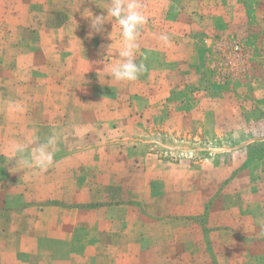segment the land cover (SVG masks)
<instances>
[{
  "label": "crops",
  "instance_id": "obj_1",
  "mask_svg": "<svg viewBox=\"0 0 264 264\" xmlns=\"http://www.w3.org/2000/svg\"><path fill=\"white\" fill-rule=\"evenodd\" d=\"M164 1L168 2L165 8ZM108 2L62 0L59 6L56 0H0V264H77L76 259L85 264H144L145 252L164 248L161 244L173 252L164 253L160 264H185L177 247L182 241L179 231L151 226L135 231L136 225L141 220L199 216L204 217L202 231L197 230L205 249L201 264H264L259 260L264 239H256L264 232V197L258 203V197H245L235 185L248 169L223 180L211 194L205 183L209 190L195 197L190 185L201 184L197 174L209 164L203 161L191 167L184 162H164L185 171L189 185L183 189L177 182L168 186L176 205L183 204L185 210L176 206L175 212H159L155 203H167L170 197L166 186L158 191L155 185L165 183L171 175L146 179L151 187L138 188L136 183L146 181L143 177L152 172L148 171L151 167L124 153L123 143L140 137L147 127L175 131L171 122L177 118L174 111L178 104H187L194 96L192 91L206 97L207 90L198 84L199 65L202 68L206 63L195 58L200 37L194 30L201 32L205 50L211 43L215 45L211 27L217 24L216 16L207 17L203 11L218 9V0L210 5L207 0H140L146 23L137 35L136 61L148 62L153 76L137 80L138 89L129 94L122 93L127 81L109 77L110 68L121 59L119 24L108 16L103 32L90 27L88 17L107 16ZM159 11L168 15L158 19L155 14ZM50 14L57 19L47 21ZM174 23H181L180 28L175 29ZM71 27L75 33L65 37L61 31ZM151 27L156 33L147 32ZM162 34L168 35L167 43L159 39ZM80 42H92L82 58L64 46ZM23 43H27L24 54ZM146 43L158 46L159 51H149ZM35 55L51 59L45 62L42 82L31 79L35 71L29 60ZM71 55L76 61L84 60L81 74L99 79L93 84L95 97L77 102L65 87L66 79L75 73L65 59ZM176 72L183 75L181 85L173 80ZM86 86L87 82L76 85ZM175 89L187 92L184 101H176ZM102 93L112 95V100L107 101ZM91 106L96 107L92 116L87 114ZM51 135L57 139L51 149L53 163L47 169L26 167L22 162L16 166L15 145L32 151ZM149 155L147 159L153 162L165 161L157 152ZM16 167L20 168L15 171ZM242 234L252 240L247 242L249 238ZM148 237L151 244L146 243ZM227 238L234 259L219 256L220 245ZM50 244L53 247L48 249ZM119 250L123 252L115 254ZM22 254L31 256V262H19Z\"/></svg>",
  "mask_w": 264,
  "mask_h": 264
},
{
  "label": "rangeland",
  "instance_id": "obj_2",
  "mask_svg": "<svg viewBox=\"0 0 264 264\" xmlns=\"http://www.w3.org/2000/svg\"><path fill=\"white\" fill-rule=\"evenodd\" d=\"M56 1L57 5L61 6L62 0ZM99 1L103 4L105 3V0ZM207 2L210 5L215 3V0H207ZM218 2V9L214 7V10L206 9V11H203L207 17L209 14L212 17L216 16L217 24L211 27L214 30L215 45L211 43L210 48L205 50L203 42L200 41L201 32L194 30L197 37H200L197 38L199 49L195 58H197L199 63L201 61L206 63V66L204 65L205 68H201V65H199L200 70L198 69L201 79L198 82L199 88L202 87L207 90L206 97L197 96V93L192 91L194 92L193 100L190 97L187 100V104L181 106L178 104V110L174 111L177 118L174 121L171 120L172 124L176 126L175 131L172 133L147 127L145 133L140 137L123 143V146L126 147L124 151L126 156L136 157V161H147L151 167L148 171L152 170V172H147V176H144L143 179L162 178L164 175L161 174L171 175L168 176L165 183L157 182L155 185V189L158 191L163 190L166 186V195L170 197L167 203H155L154 208L159 212H175L177 207L178 210H185L183 204L176 205V200L168 191V186L176 185L177 182L179 188L183 189L189 185L186 183L187 175L185 171L181 169L174 170L175 168L169 166V163H164L167 161L189 163L191 167L192 165L199 166L203 161L209 164L197 174L201 184L190 185L193 187V189L191 187L190 192H193L192 194L195 197L200 196L209 189L211 194L223 180L234 176L243 169L248 170L246 175L243 174L242 178L235 182L236 188L240 187L245 197H258V203L260 198L264 197V0H218ZM67 3H69V0H67ZM167 3V1H164L162 7L165 8ZM151 10L153 9L151 8ZM155 15L160 19L163 15H168V13L165 14L159 11ZM55 19L57 18L53 14L46 16L47 21ZM58 19L61 20L62 16L60 15ZM174 26L175 29H179L181 23H174ZM147 32L154 34L156 30L151 27ZM61 33L68 37L75 33V29L71 27L68 30L61 31ZM32 44L33 46L36 45V43ZM41 44L45 49V41ZM89 45L91 46L92 42H80L78 45L74 43L64 44L66 48L75 51V55H79V58H82V55H86L85 53L89 51ZM155 47L158 46L149 45L148 43L145 45V48L152 52ZM21 49L24 54L27 50V43ZM155 50L159 51L158 49ZM65 59L69 63V67L74 69L73 71L75 72L65 81L67 90L73 94L77 102L78 100L80 102L82 100L85 101L86 98H93L91 96L95 97L97 92L95 93L93 84L99 79L94 75L80 73L85 68L83 59L76 61L77 59L72 55ZM7 60L8 58H6V62ZM49 60L51 62V59L42 58L38 55L30 58L29 66L33 67L35 71L33 76L31 75L32 81H43L45 74L44 65ZM143 65L144 72L136 80L127 81V87L122 91L123 94L136 91L138 89L137 80L152 78L153 75L150 71L153 69L152 67L150 68V64L146 62ZM45 68L49 69L48 67ZM49 71L52 73L53 70L50 68ZM23 76L28 75L23 74ZM173 80L177 85H181L183 75L176 72ZM84 82H87L85 88L76 87L78 83L83 84ZM35 90L38 91V89ZM148 92L153 93V90ZM173 92L176 101L178 99L185 100L187 92L185 93L184 90L180 89H175ZM102 95L107 101L112 100V95L103 93ZM195 101H197V104ZM95 108V106H91L87 114L92 116ZM152 152H157L165 161L154 160L153 162L151 158L148 160L147 158ZM19 168L16 167L15 171ZM155 171L160 172L156 173ZM150 180H146L147 182L144 181V183L140 180L135 186L140 188L141 185H144L149 188L151 187ZM205 183H209V189L204 186ZM250 185H252V188H250ZM253 186L257 190L256 195L253 194ZM244 213H246L245 210ZM203 218L199 216L190 220L179 219L178 221L158 222H144L141 220L137 222L135 231L147 226L157 227L160 231H164L166 228H169V231L177 230L182 236V241L177 244V247L181 248L179 251L182 253L184 263L194 264L198 261V264H201L205 257V249L202 250L204 244L201 242V236L198 235L197 230L201 229L202 231L204 226L202 224ZM258 221L260 223V219ZM248 226L243 225L246 230L249 229ZM169 231L167 232L170 233ZM242 238H249L247 242L252 240L244 234H242ZM256 239L263 240L264 232L261 233L260 238ZM146 243H152L150 237L147 238ZM229 244L230 242L227 238L220 245L219 256L222 259H227L226 257L232 255L231 250L233 249H228ZM160 246L164 248L146 251L142 262L144 264H160L164 253L173 252V249L169 250L162 244ZM52 247V244L48 245V249ZM122 252L123 250H119L115 254H121ZM29 257L31 258L29 255L22 254L19 257V262H31ZM234 258H236V255L230 257V259ZM34 260L35 258L32 256V261ZM259 260L264 262V254L260 256ZM75 261L77 264H85L77 259Z\"/></svg>",
  "mask_w": 264,
  "mask_h": 264
},
{
  "label": "clouds",
  "instance_id": "obj_3",
  "mask_svg": "<svg viewBox=\"0 0 264 264\" xmlns=\"http://www.w3.org/2000/svg\"><path fill=\"white\" fill-rule=\"evenodd\" d=\"M142 9L143 5L140 3V0H109L105 9L107 16H93L92 14L88 17L91 21L90 27L96 33L104 31L103 26L108 16L115 18L121 28L123 39V48L119 53L121 59L118 65L110 68V80L134 81L144 71V65L136 62L135 54L138 46V32L146 23V17ZM159 39L165 43L169 41V37L166 34H162ZM110 46L107 47V53ZM103 71H105V67ZM56 139L55 135H51L45 141L37 143L32 151H29L23 145H15L13 152L16 154L14 157L16 159V166L22 162L26 167L35 166L40 169H47L53 163L54 153L51 149Z\"/></svg>",
  "mask_w": 264,
  "mask_h": 264
}]
</instances>
